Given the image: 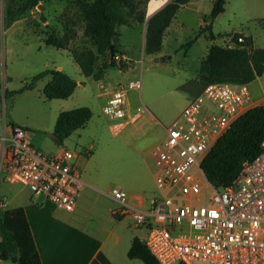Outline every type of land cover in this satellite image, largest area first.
Masks as SVG:
<instances>
[{
	"label": "rangeland",
	"instance_id": "rangeland-1",
	"mask_svg": "<svg viewBox=\"0 0 264 264\" xmlns=\"http://www.w3.org/2000/svg\"><path fill=\"white\" fill-rule=\"evenodd\" d=\"M166 1L133 0L131 6L113 8L125 23L114 25L112 45L117 66L107 69L103 83L127 87L130 81H139V90H127L125 107L130 113L145 109L137 124L113 134L109 119L101 111L103 105H99V82L85 77L69 53L72 48L88 50L95 56L97 67L111 56V50H100V44L85 33L86 22L95 20L93 0H0V84L5 89L0 117L5 113L8 122L26 128L33 146L45 154L73 151L83 160L78 168L81 179L95 180L99 189L123 188L129 196L164 194L165 190L157 186L150 153L165 138L166 127L201 91L198 69L212 41L209 28L195 38L199 30L211 26L218 44L227 36L243 33L253 38L255 47H264V0H224L223 11L212 21L180 8L165 31L160 51L145 54L146 22L168 2L151 15L148 9ZM204 2L209 12L214 1ZM201 20L207 25L200 27ZM45 39L64 49L46 45ZM58 68L73 78L77 87L66 99L47 100L42 90L50 77L34 82L31 78L45 69ZM248 88L255 105L264 104V74ZM79 107L89 108L92 117L58 143L51 134L59 112ZM31 197L27 186L7 181L0 171V217L5 209L37 202ZM124 220L133 232L145 236L144 227H135L129 215ZM0 264L15 263L0 260Z\"/></svg>",
	"mask_w": 264,
	"mask_h": 264
},
{
	"label": "built area",
	"instance_id": "built-area-1",
	"mask_svg": "<svg viewBox=\"0 0 264 264\" xmlns=\"http://www.w3.org/2000/svg\"><path fill=\"white\" fill-rule=\"evenodd\" d=\"M243 41L242 35H230L222 45L232 48ZM129 89L139 90L140 82L118 86L101 108L113 134L145 112L144 108L126 112ZM4 91L0 84V100ZM254 106L246 83L201 85L153 150L156 183L165 193L153 195L149 205L139 209L127 202L121 188L112 190L115 210L129 215L135 227H144L141 240L159 264H264V139L260 152L243 162L223 188L209 183L201 167L215 143ZM0 140V171L7 181L27 186L34 201H48L67 212L76 209L83 182L73 151L62 149L52 155L39 151L30 132L8 122L5 113L0 117Z\"/></svg>",
	"mask_w": 264,
	"mask_h": 264
},
{
	"label": "trees",
	"instance_id": "trees-1",
	"mask_svg": "<svg viewBox=\"0 0 264 264\" xmlns=\"http://www.w3.org/2000/svg\"><path fill=\"white\" fill-rule=\"evenodd\" d=\"M133 0H93L91 13L95 20L87 21L85 33L100 44L101 49L110 50L115 23H125L124 18L113 8L118 5L131 6ZM148 1V0H145ZM190 0H170L161 10L152 15L146 22L144 31L143 52L152 54L160 51L165 30L170 25L179 7ZM224 9V0H215L209 19L212 21ZM208 26L199 30L198 35L205 33ZM211 41L215 38L211 31ZM238 36V35H235ZM190 40L186 45H190ZM45 44L54 48L49 39ZM113 58L109 55L101 65H95L92 52L72 48L69 53L78 65L81 73L93 80H103L109 67H116V49ZM64 49V48H61ZM264 74V47L254 48L251 37L237 47H225L211 43L202 59L197 79L203 84L216 82L249 84ZM46 76L50 80L42 93L45 99H66L77 87V82L68 74L58 69H45L33 76L32 82ZM92 117L87 107H79L59 112L53 133L58 143H62L75 130L82 128ZM264 139V104L255 105L240 116L204 157L201 167L209 183L217 188L227 186L239 173L242 163L252 160L261 150ZM0 260L15 264H42L37 251L26 214L22 207L5 209L0 217ZM129 259H140L144 264H159L150 254L139 237H133L127 251Z\"/></svg>",
	"mask_w": 264,
	"mask_h": 264
},
{
	"label": "crops",
	"instance_id": "crops-1",
	"mask_svg": "<svg viewBox=\"0 0 264 264\" xmlns=\"http://www.w3.org/2000/svg\"><path fill=\"white\" fill-rule=\"evenodd\" d=\"M169 1L167 0L153 10L148 9L149 15ZM204 3V0H190L181 5L179 9L182 7L190 9L198 18L204 15L209 17L213 3L209 12ZM204 24L207 25V22L203 20L199 22L200 27ZM240 34L243 37H251L243 33ZM212 43L217 42L214 39ZM253 47L257 48L254 46V42ZM103 80L98 81L102 89L98 93L99 98L102 96L99 105H104L109 94L115 90L114 88L121 86L120 84L115 86L105 84ZM259 80L260 77H257L253 81L259 82ZM126 112L133 114L127 109ZM1 143L0 140V157ZM153 150L150 153L152 157ZM82 163L81 157L76 155L73 164L77 171ZM94 181L91 178L82 180L83 185L79 191L78 205L72 212L58 210L50 202L43 200L27 201L14 206V208L22 207L24 209L42 264H144L140 259L127 257L133 237L142 239L143 236H140L139 231L133 232L129 228V223L124 220L125 215H121L115 210V202L112 197V190L115 188L104 191L97 188ZM121 189L125 192L123 188ZM152 197L153 195L147 197L141 193L129 196L126 193L127 202L139 209L146 208Z\"/></svg>",
	"mask_w": 264,
	"mask_h": 264
},
{
	"label": "water",
	"instance_id": "water-1",
	"mask_svg": "<svg viewBox=\"0 0 264 264\" xmlns=\"http://www.w3.org/2000/svg\"><path fill=\"white\" fill-rule=\"evenodd\" d=\"M208 28H209V31H211V26H209ZM110 50H111V58H113L114 53H113V47H112V45H110ZM51 137L55 138V135L54 134H51ZM0 240H1V237H0Z\"/></svg>",
	"mask_w": 264,
	"mask_h": 264
},
{
	"label": "snow or ice",
	"instance_id": "snow-or-ice-1",
	"mask_svg": "<svg viewBox=\"0 0 264 264\" xmlns=\"http://www.w3.org/2000/svg\"><path fill=\"white\" fill-rule=\"evenodd\" d=\"M213 215H216L215 213H213Z\"/></svg>",
	"mask_w": 264,
	"mask_h": 264
}]
</instances>
